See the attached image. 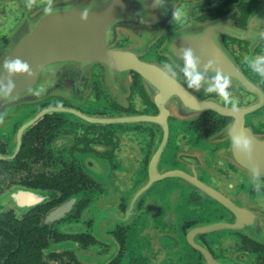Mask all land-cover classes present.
I'll list each match as a JSON object with an SVG mask.
<instances>
[{
  "label": "flooded vegetation",
  "instance_id": "1",
  "mask_svg": "<svg viewBox=\"0 0 264 264\" xmlns=\"http://www.w3.org/2000/svg\"><path fill=\"white\" fill-rule=\"evenodd\" d=\"M168 2L165 22L121 40L133 60L86 71L28 50L38 16L20 25L23 4L0 0V264H264V189L250 183L254 167L264 181V78L246 59L264 54V0ZM181 47L207 68L199 91ZM17 57L31 75L2 67ZM217 69L238 110L206 93Z\"/></svg>",
  "mask_w": 264,
  "mask_h": 264
},
{
  "label": "water",
  "instance_id": "2",
  "mask_svg": "<svg viewBox=\"0 0 264 264\" xmlns=\"http://www.w3.org/2000/svg\"><path fill=\"white\" fill-rule=\"evenodd\" d=\"M17 1L25 9L20 25L37 16L39 21L36 20V25H42L38 42L26 43L28 50L47 55L43 57H65V62L72 61L74 57V60L85 64L80 70L86 71L91 63L105 64L107 57H112L110 61L114 64L120 62V57L133 60V53L119 47L121 40L132 32L133 41L139 42L136 40L137 32L140 29L152 30L155 22H165L169 10L168 0H163L162 6L154 0H53L50 11H46L49 7L47 0H35L34 5L39 9L32 13L29 12L28 0ZM85 9L88 10V19L83 21L81 15ZM18 14L19 9L17 17ZM110 45L114 49H110ZM132 67L136 68V64Z\"/></svg>",
  "mask_w": 264,
  "mask_h": 264
},
{
  "label": "clouds",
  "instance_id": "3",
  "mask_svg": "<svg viewBox=\"0 0 264 264\" xmlns=\"http://www.w3.org/2000/svg\"><path fill=\"white\" fill-rule=\"evenodd\" d=\"M53 0H47V7L45 10L50 11V6ZM35 3V0H28V6L31 7ZM154 3L163 5V0H154ZM180 14L178 12L173 13L174 19H179ZM88 19V10L85 9L81 15V20L86 21ZM144 22L143 20L141 21ZM180 59L183 61V67L180 69L184 81L187 84L188 88L194 89L196 91L201 90V87L205 81V73L207 68L203 70L198 69L200 60L195 56V51L191 47H181L179 49ZM249 64V67L253 72L258 74L260 77L264 78V54L256 56L255 58H246ZM211 63V61H210ZM7 70L10 76H15L18 74H29L31 75V66L28 62L21 60L19 57L15 59L5 58L3 66ZM164 69H167L165 71ZM44 70V69H42ZM160 75L162 79L166 82H173L176 78V71L173 68V65L168 62L163 63V68H160ZM232 80L230 75L223 72L222 69H217L215 76L212 78V82L206 89L208 94H216L226 106L231 107L232 110H238V100L234 99L230 92L229 88L231 86ZM15 85L10 79L7 92L11 93ZM45 91L44 87H40V91L34 92L32 88L28 89V93L39 97L42 92ZM2 95V93H0ZM3 119V116L0 115V120ZM230 141L232 146L235 147L238 153H242L249 160L251 159V154L253 151V141L252 138L245 132L236 128H233L229 133ZM250 183L254 190L257 193H260L264 189V181H261V174L258 167H254L250 170Z\"/></svg>",
  "mask_w": 264,
  "mask_h": 264
}]
</instances>
